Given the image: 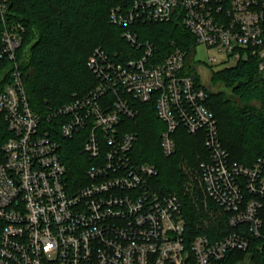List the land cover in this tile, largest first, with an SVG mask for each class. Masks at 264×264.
Masks as SVG:
<instances>
[{"label": "built area", "instance_id": "1", "mask_svg": "<svg viewBox=\"0 0 264 264\" xmlns=\"http://www.w3.org/2000/svg\"><path fill=\"white\" fill-rule=\"evenodd\" d=\"M11 6L0 0V115L9 134L0 148V264H222L237 251L253 264L252 248L264 253V157L231 161L209 93L184 70L187 51L158 62L154 44L126 30L138 57L115 61L97 48L89 61L96 87L39 114L17 59L25 27L9 15ZM112 12L121 27L177 19L197 44L224 54L225 67L255 59L264 80V0H140ZM136 101L153 103L166 124V156L175 153L179 127L205 136L210 160L200 163V179L216 233L193 236L179 195L157 191V168L135 162L138 136L122 121L136 117ZM71 139L86 170L75 183L62 155Z\"/></svg>", "mask_w": 264, "mask_h": 264}, {"label": "trees", "instance_id": "2", "mask_svg": "<svg viewBox=\"0 0 264 264\" xmlns=\"http://www.w3.org/2000/svg\"><path fill=\"white\" fill-rule=\"evenodd\" d=\"M136 1L140 0H11L9 15L25 27L17 59L24 73L28 101L35 112L42 114L68 104L96 87L98 78L90 69L89 61L97 48L115 61L138 57L139 52L125 40L126 30H131L142 42L153 43L158 62L177 50L187 51L184 70L195 73L197 67L191 57L196 38L177 19L164 24L136 21L130 27L112 22V11L126 13ZM2 28L0 21V40ZM194 75L209 93L207 106L216 116L222 147L231 161L252 165L259 157H264V80L259 75L256 60L239 61L235 66L213 70L211 82L219 84L223 90H211ZM234 99L245 107H239ZM254 101L260 106H252ZM133 106L136 117L122 122L125 132L132 131L138 136L131 151L135 162L157 168L158 174L153 180L157 191L179 195L193 236L202 232L216 233L217 226L205 212V193L199 181L200 163L210 160L205 136L179 127L173 133L175 153L166 156L161 148V134L166 124L159 119L154 104L136 101ZM58 123L59 119L48 126L51 128ZM8 135L0 115V148ZM73 140L64 141L62 155L70 179L75 183L85 178L86 170L79 162L82 159L80 147L73 146ZM208 207L214 208L212 202L208 201ZM261 215L264 219V208ZM1 228L0 223V236ZM251 251V262L264 264L263 251L254 248ZM245 258L246 253L233 252L222 264H239Z\"/></svg>", "mask_w": 264, "mask_h": 264}, {"label": "rangeland", "instance_id": "3", "mask_svg": "<svg viewBox=\"0 0 264 264\" xmlns=\"http://www.w3.org/2000/svg\"><path fill=\"white\" fill-rule=\"evenodd\" d=\"M213 57H215V59H217L218 62L210 64L209 59ZM224 58H225L224 54L218 52L217 50L210 49L209 47L207 48L204 45L197 44L194 48V53L191 59L194 64L198 65V68L195 70L194 74H197L198 77L202 80L203 84L205 86H209V88H211V90L213 91L223 90L222 86H220L219 84L218 85L213 84L210 78L212 76L213 70L217 71L220 68L228 66V64H225V63L222 64V62L224 61ZM229 97H232V96L230 95ZM234 101L239 107L241 108L245 107L243 104L240 103L238 99H234ZM252 106H260V105L257 101H254ZM199 181L201 184V179H199ZM239 264H249V263L247 262L245 263L243 261V262H240Z\"/></svg>", "mask_w": 264, "mask_h": 264}]
</instances>
